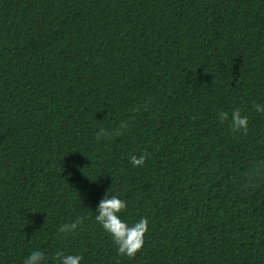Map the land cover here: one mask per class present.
<instances>
[{"label": "trees", "instance_id": "16d2710c", "mask_svg": "<svg viewBox=\"0 0 264 264\" xmlns=\"http://www.w3.org/2000/svg\"><path fill=\"white\" fill-rule=\"evenodd\" d=\"M258 103L264 0H0V264H264ZM107 193L149 220L134 257L93 219Z\"/></svg>", "mask_w": 264, "mask_h": 264}, {"label": "clouds", "instance_id": "9594fccd", "mask_svg": "<svg viewBox=\"0 0 264 264\" xmlns=\"http://www.w3.org/2000/svg\"><path fill=\"white\" fill-rule=\"evenodd\" d=\"M255 107L258 112H264V104L258 103ZM216 118L220 122L229 121L233 130L244 133L248 131V116L242 115L240 108H234L230 113L221 110ZM109 135L107 130L100 129L97 132V139L107 138ZM147 157L146 152L131 155L130 163L134 167L143 166ZM108 193L99 201L93 219L111 237L119 255L134 257L145 244V236L149 231V220L146 216H141L132 222L125 220L122 212L127 209L128 202L118 195ZM87 219V216H78L76 220L60 225L58 231L63 234L74 232ZM54 255L59 264H83V256L79 253L57 250ZM46 259L44 250L34 249L24 256L22 264H46Z\"/></svg>", "mask_w": 264, "mask_h": 264}]
</instances>
